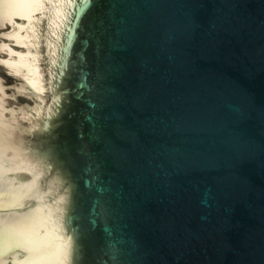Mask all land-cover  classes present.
<instances>
[{
    "label": "water",
    "instance_id": "95a60500",
    "mask_svg": "<svg viewBox=\"0 0 264 264\" xmlns=\"http://www.w3.org/2000/svg\"><path fill=\"white\" fill-rule=\"evenodd\" d=\"M0 264H264V0H0Z\"/></svg>",
    "mask_w": 264,
    "mask_h": 264
}]
</instances>
